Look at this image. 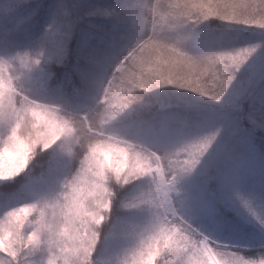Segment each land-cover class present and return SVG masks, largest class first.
Instances as JSON below:
<instances>
[{
    "label": "snow or ice",
    "instance_id": "snow-or-ice-1",
    "mask_svg": "<svg viewBox=\"0 0 264 264\" xmlns=\"http://www.w3.org/2000/svg\"><path fill=\"white\" fill-rule=\"evenodd\" d=\"M92 14L0 49V264H264V0Z\"/></svg>",
    "mask_w": 264,
    "mask_h": 264
},
{
    "label": "trees",
    "instance_id": "trees-1",
    "mask_svg": "<svg viewBox=\"0 0 264 264\" xmlns=\"http://www.w3.org/2000/svg\"><path fill=\"white\" fill-rule=\"evenodd\" d=\"M57 1H63L65 8L71 14V29L69 38L66 39L69 50V58L74 63L79 54L80 46L88 41L93 45L99 44L102 39L106 38V33L111 29L113 20L102 15H93L97 9H108L117 5L118 0H40L35 3L39 5L34 15H29L16 21L15 18L20 13L12 14L14 21L6 23V27L0 30V49L5 44L10 47H23L31 43L32 38L42 30L43 25L50 18ZM33 4H27L24 10H30ZM32 12V10H30ZM67 17V19H68ZM59 19V18H58ZM14 24L21 29L17 32H9V27ZM2 54V53H0ZM244 243L242 241H238Z\"/></svg>",
    "mask_w": 264,
    "mask_h": 264
},
{
    "label": "rangeland",
    "instance_id": "rangeland-1",
    "mask_svg": "<svg viewBox=\"0 0 264 264\" xmlns=\"http://www.w3.org/2000/svg\"><path fill=\"white\" fill-rule=\"evenodd\" d=\"M36 1L40 0H27V4L30 3L35 6L37 4ZM115 1V0H114ZM63 1H57V4H61ZM14 4V0H0V18L7 17L11 14L12 5ZM63 4V3H62ZM64 5V4H63ZM56 6L50 16V18L47 20L45 25H43L42 30L38 32L32 39V41L36 40L40 35H42L45 31H49V26L51 25V29L49 31V41L53 49H59L63 46L64 42L67 38H69V30L71 29V20L69 19L68 15L72 18L71 14L68 12V10L64 6V10L62 12H57ZM34 7H29L30 10H32ZM30 10H24V8L17 12L20 13L15 18L16 21H19L21 19L26 18L31 11ZM15 14V13H14ZM68 14V15H67ZM68 17V19H67ZM59 18V19H58ZM13 16L11 22H13ZM6 22L3 19H0V30L6 27ZM72 26V25H71ZM246 227L249 229L247 233H243L241 236H234L233 239L236 241H242L245 242V240L242 238V236L251 235L254 232V229H252L251 225H246Z\"/></svg>",
    "mask_w": 264,
    "mask_h": 264
}]
</instances>
